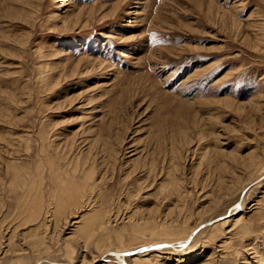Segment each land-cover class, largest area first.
Instances as JSON below:
<instances>
[{"label":"rangeland","instance_id":"1","mask_svg":"<svg viewBox=\"0 0 264 264\" xmlns=\"http://www.w3.org/2000/svg\"><path fill=\"white\" fill-rule=\"evenodd\" d=\"M70 263L264 264V0H0V264Z\"/></svg>","mask_w":264,"mask_h":264},{"label":"bare ground","instance_id":"2","mask_svg":"<svg viewBox=\"0 0 264 264\" xmlns=\"http://www.w3.org/2000/svg\"><path fill=\"white\" fill-rule=\"evenodd\" d=\"M113 9H111V11H112ZM115 10V9H114ZM113 10V11H114ZM90 173V172H89ZM64 203V202H63ZM62 204V203H61ZM36 207V206H35ZM34 208V207H33ZM61 209L60 210H63L64 208H62V207H60ZM36 209V208H35ZM34 209V210H35ZM37 210V209H36ZM64 210H66V209H64ZM246 209L244 208V203H242L240 206H238V207H235V208H233L231 211H230V214H232V216L234 215V214H236V213H238V211L239 212H243V211H245ZM63 212V211H62ZM62 212H60V213H62ZM30 213V212H29ZM37 213V212H36ZM59 215V214H58ZM30 217V216H29ZM35 217H37V216H35ZM37 219V218H36ZM35 219V220H36ZM239 219L240 218H238V220H236L237 221V223L239 222ZM201 229V228H200ZM188 237H189V235H188ZM191 237V236H190ZM167 243V242H166ZM169 243V242H168ZM156 244H158V243H156ZM161 244V243H160ZM154 246V245H153ZM159 246V245H158ZM173 246V245H172ZM168 247V246H167ZM177 247H181V245H179V246H177ZM176 247V248H177ZM158 248V247H157ZM147 249V248H146ZM149 249V248H148ZM143 251H144V249H143ZM148 251V250H147ZM180 251V250H179ZM114 252H117V251H114ZM118 253V252H117ZM121 253V252H120ZM127 254V253H126ZM149 254V253H148ZM144 256V255H143ZM136 258V257H135ZM188 258H189V256H188ZM137 259V258H136ZM135 259V260H136ZM141 259V258H140ZM153 259V258H152ZM50 260V259H49ZM149 261V260H148ZM146 262V261H145ZM71 264V263H70ZM143 264H147V263H143ZM162 264V263H161Z\"/></svg>","mask_w":264,"mask_h":264},{"label":"water","instance_id":"3","mask_svg":"<svg viewBox=\"0 0 264 264\" xmlns=\"http://www.w3.org/2000/svg\"><path fill=\"white\" fill-rule=\"evenodd\" d=\"M111 254H116V255H119V256H125V255H129V254H132L134 253V251H130L128 252L127 254L126 253H120V252H110Z\"/></svg>","mask_w":264,"mask_h":264}]
</instances>
